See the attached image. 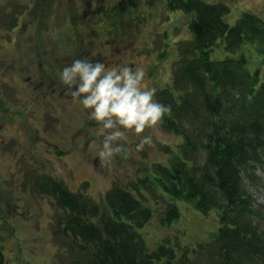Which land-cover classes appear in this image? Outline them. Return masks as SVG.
I'll return each instance as SVG.
<instances>
[{"label": "rangeland", "instance_id": "374dc122", "mask_svg": "<svg viewBox=\"0 0 264 264\" xmlns=\"http://www.w3.org/2000/svg\"><path fill=\"white\" fill-rule=\"evenodd\" d=\"M41 0H0V245L3 264H72L83 263L85 253L81 240L63 234L59 218L63 210L48 196L38 191L35 183L44 175L65 181L73 192H84L100 203L115 184L129 189L137 198L147 196L156 216L166 206L169 197L158 188L144 186L142 180L152 179L156 165L171 163L168 151L179 153L182 137L167 131L162 120L143 133L129 131L125 147L108 160H102V135L95 121L73 108L70 101L49 112L47 108L30 104L31 81L39 83L51 62L68 64L73 59L87 57L106 63H127L142 67L148 86L161 90L172 82L174 62L178 58L179 42L191 39L193 13L168 11L166 0H57L46 1L45 14H36L34 6ZM131 1L135 10L114 17L113 7ZM226 4L230 12L226 22L234 26L245 13L264 20V0H203ZM110 11V13H109ZM18 15V24L9 23ZM67 16L68 19H63ZM142 16L146 17L145 19ZM38 17L39 19H35ZM139 17V18H137ZM33 21L35 23H33ZM76 30L79 35H76ZM255 44H246L236 54H229L223 44L211 57L222 60L244 54L250 72L260 70L264 78V53ZM264 49V46H263ZM161 55H166L165 58ZM42 63V68L41 64ZM50 65V66H49ZM55 68V67H53ZM29 77H32L29 80ZM42 92V90H41ZM39 94V93H38ZM37 94V95H38ZM69 109V110H68ZM38 116L31 121L29 115ZM62 110V111H61ZM68 110V111H67ZM69 113V114H68ZM52 116L50 121L46 118ZM148 136L142 148L136 145ZM54 143L67 155L60 158ZM117 142H113L115 147ZM49 148L51 150H49ZM244 184L252 196L257 226L264 231V152L260 161L243 174ZM138 183V184H137ZM158 199V200H155ZM158 202V204L156 203ZM183 214L180 222L164 229L154 217L141 233L150 250L165 237L174 245L194 247L209 242L217 230L215 214L205 216L191 203L177 201ZM11 216H7L10 211ZM197 264L207 260L195 257ZM0 262V264H2Z\"/></svg>", "mask_w": 264, "mask_h": 264}, {"label": "trees", "instance_id": "16d2710c", "mask_svg": "<svg viewBox=\"0 0 264 264\" xmlns=\"http://www.w3.org/2000/svg\"><path fill=\"white\" fill-rule=\"evenodd\" d=\"M166 8L195 17L191 39L180 42L171 85L157 94L172 106L163 126L182 137V145L177 154L168 151L171 163L157 165L152 179L140 185L164 200L160 188L169 197L165 208L154 216L150 198H137L126 189L136 185L115 184L100 203L86 193L88 185L85 194L74 193L54 178L41 180L44 175L36 188L63 210L59 225L64 235L81 240L85 261L72 264H197L195 257L205 258L206 264H264V231L253 219L252 196L242 178L264 151V78L259 69L249 71L244 54L211 57L221 44L229 54L246 44L258 45L264 53V20L245 13L230 26L226 4L203 0H166ZM177 201L191 203L204 215L215 214L216 232L193 248L174 245L167 236L150 250L141 230L154 217L171 229L183 217Z\"/></svg>", "mask_w": 264, "mask_h": 264}, {"label": "clouds", "instance_id": "9594fccd", "mask_svg": "<svg viewBox=\"0 0 264 264\" xmlns=\"http://www.w3.org/2000/svg\"><path fill=\"white\" fill-rule=\"evenodd\" d=\"M58 75L72 101L97 123L102 160L124 149L119 142L128 141L129 131L143 133L172 110L171 104L155 98L157 88L146 84L142 67L82 57L65 64ZM150 139L143 137L136 147L142 148ZM113 142H117L115 147Z\"/></svg>", "mask_w": 264, "mask_h": 264}, {"label": "flooded vegetation", "instance_id": "af4514ba", "mask_svg": "<svg viewBox=\"0 0 264 264\" xmlns=\"http://www.w3.org/2000/svg\"><path fill=\"white\" fill-rule=\"evenodd\" d=\"M46 1L48 2V0L37 1V3L35 4L34 10L36 9L35 12H36L37 15H38V12H40V14H41V11L44 12L43 6L45 4H47ZM56 1L57 0H51V3L54 4V3H56ZM44 15L45 14H41V16H39L40 17L39 22H41V24H46V22L43 21ZM35 19H39V18L35 17ZM63 19H68V18H67V16H64ZM33 23H35V22L33 21ZM56 61H57V65H55L54 62H51V67L52 68H49V70H47V71L42 70L44 72V74H43L42 80L38 81L39 83L35 84L34 80L31 81V86H29V89H30V104H31V106L32 107L39 106L41 108H47L49 110V112H51V110L54 107L57 110H60L62 108L64 109L63 104H61V105L59 103L54 104L53 100H51V98H52V99H56L58 102L70 101V102H72L74 104L73 108H75V109L79 110L80 112H82V109L77 104H75L72 101L71 96L67 94L66 86H64L61 83V81L59 80V75H58L59 71L65 66V64L63 62L62 63H58L57 59H56ZM40 65H41V68H42V66H43L42 63ZM53 67H55V68H53ZM31 78L32 77H29V80H31ZM41 90H42V92H41ZM33 113H37V112L35 110H33L32 114L29 115V117H30L29 119L31 121L35 117H36V120L38 119L37 115H34V118H31V115H33ZM51 118H52V116H48V118H46V119H47V121H50ZM47 144H49L50 146L54 145V148H55L54 152L58 153L60 155V158L67 156V155H64V154H66L65 153L66 151L63 150V149H60L58 145H56L54 143H50V142H47ZM49 150H51V149L49 148ZM45 176L46 177H43L41 180H43L44 178H48L49 175H45ZM40 181L38 182V184L40 183ZM36 184L37 183H35V185ZM10 214L12 215L11 206H10L9 214H7V216H11ZM1 253H2V247L0 245V254Z\"/></svg>", "mask_w": 264, "mask_h": 264}, {"label": "bare ground", "instance_id": "6f19581e", "mask_svg": "<svg viewBox=\"0 0 264 264\" xmlns=\"http://www.w3.org/2000/svg\"><path fill=\"white\" fill-rule=\"evenodd\" d=\"M40 181V179H38L37 183Z\"/></svg>", "mask_w": 264, "mask_h": 264}]
</instances>
